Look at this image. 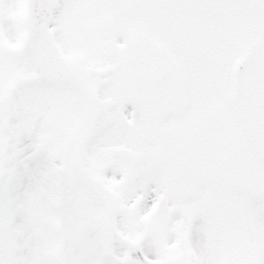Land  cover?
Returning <instances> with one entry per match:
<instances>
[{"label": "snow or ice", "instance_id": "6c2138e0", "mask_svg": "<svg viewBox=\"0 0 264 264\" xmlns=\"http://www.w3.org/2000/svg\"><path fill=\"white\" fill-rule=\"evenodd\" d=\"M0 264H264V0H0Z\"/></svg>", "mask_w": 264, "mask_h": 264}]
</instances>
